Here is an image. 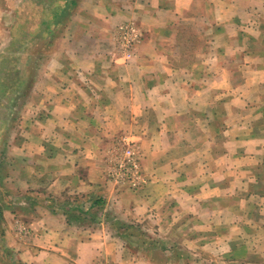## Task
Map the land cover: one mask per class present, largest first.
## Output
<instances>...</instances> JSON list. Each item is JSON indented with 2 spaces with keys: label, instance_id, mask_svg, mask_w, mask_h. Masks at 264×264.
Here are the masks:
<instances>
[{
  "label": "crops",
  "instance_id": "obj_1",
  "mask_svg": "<svg viewBox=\"0 0 264 264\" xmlns=\"http://www.w3.org/2000/svg\"><path fill=\"white\" fill-rule=\"evenodd\" d=\"M37 1H28L24 15L26 24L33 23L25 33L33 41L22 46L32 57L34 72L19 71L17 79L34 83L33 88H24L30 94L46 96L40 98V106H46L41 108L48 116L37 125L43 124L47 135L6 140V81L12 79L15 45L0 42V264H13L10 254L21 264H91L103 251L93 240L75 236L72 230L66 233L69 227L52 206L6 186L11 155L31 154L42 160L43 145H57L55 134L63 127L73 136L75 119L85 123L89 112L104 123L107 114L114 113L121 129L128 127V119L137 129L145 126V135L138 138L152 161L171 160V152L182 143L187 153L181 162H198L192 179L210 177V184L197 183L195 191L202 194L192 204L185 207L180 201L176 207L199 215L196 241L206 242L196 243V248L214 258L209 264H235L230 256L240 242L262 254L264 261L260 246L264 232L246 233L242 225L257 228L259 223L243 208L254 202L260 205L261 199L245 200L242 179H234L244 173L250 177V168L264 157V130L261 138L247 139L244 133L242 138L231 137L237 129L247 134L249 128L264 127V0ZM10 24L6 21L9 37L18 36ZM63 80L81 81L86 88L76 92L70 84L59 87ZM77 94L89 99L81 110L75 103ZM59 96H70L66 106L57 103ZM95 96L115 98L102 104L89 98ZM77 111L86 113L83 119ZM187 128L198 130L194 143L186 134L182 141L175 139ZM213 129H220L222 139L214 131L207 134ZM223 145L226 151L219 152ZM158 166L152 167V175L159 174ZM179 181L184 187L179 188L180 195L189 197L186 179ZM236 193L242 198L237 205L240 213L234 205H225ZM203 224L212 230L220 225L221 234L211 230L208 241ZM65 239L70 240L68 248L62 244Z\"/></svg>",
  "mask_w": 264,
  "mask_h": 264
},
{
  "label": "rangeland",
  "instance_id": "obj_2",
  "mask_svg": "<svg viewBox=\"0 0 264 264\" xmlns=\"http://www.w3.org/2000/svg\"><path fill=\"white\" fill-rule=\"evenodd\" d=\"M28 1L32 4L36 0H0V42L4 40L6 44L11 41L9 44L15 45L12 48L14 55L10 68L12 79L6 81V140L9 141H16L24 136L49 133L46 127H42L43 124H40L41 127L37 125L43 123L42 121L45 122L44 119L48 116V113L41 108L46 106H40L42 102L40 98L45 100L46 96L38 97L30 94L24 88L29 90L33 88L34 83L31 80L17 79L20 76L19 71L34 72V66L30 65L32 57L28 52L25 53L22 47L25 42L31 44L33 41V38L27 39L25 35L29 26L33 25L31 22L29 24L24 22V15L30 7ZM6 21L11 23L10 26L15 28L18 36L9 37ZM58 84L59 87H67L70 84V88L75 89L76 92L86 88L81 81L75 80L68 83L65 80L58 81ZM69 98L70 96H59L57 103L66 106L65 101ZM74 98L79 110L82 109V104L89 102L88 96L77 94ZM89 98L94 101L100 100L105 104L113 103L115 97ZM77 112L76 114L81 115L79 119H83V114L86 113ZM87 114L85 120L90 125L76 118L73 136L70 135V128L68 130L65 127L61 130L57 128V132H60L59 135L57 133L55 135L59 143L52 146L43 145L42 160L30 156L31 154L11 155V161H8L9 172L6 176L7 188L12 191H24L28 195L33 194L32 198L42 200L43 204L52 206L61 213L64 223L69 227V230L65 229L66 233L72 230L75 236L93 240L100 248L102 247L103 251L99 252L91 264H192L197 261L214 263V258L211 259L202 248L200 250L196 248V243L200 246L201 243L206 242L196 241L200 228L195 227V223L199 215L195 214L194 210L176 208L180 205V201L183 206L188 207L196 195L202 194L195 191L200 187L197 183L210 184L208 175L205 176L206 180L192 179L193 169L198 162L192 160L187 163L181 162L180 158L187 153L184 145L182 143L176 145L169 157L171 160L164 161L166 165L163 166L164 162L152 161L146 157V152L138 138L140 133L145 135L147 130L145 126L137 129L136 123L128 119L129 123L125 125L128 127L123 126L121 129L120 126H116L114 113L107 114L110 117L106 123L102 121L97 123L92 112ZM88 117L93 120L89 121ZM132 124L135 125L133 131ZM139 124L143 125V122L140 121ZM154 130L158 131V129ZM261 130H264V127L249 128L246 134L237 129L231 137L242 138L245 137L244 133L247 139L261 138ZM197 131L194 128L184 129L175 139L182 141L183 135L186 134L194 143ZM213 131L222 139L220 129H213L207 134L211 135ZM67 132L69 134H66ZM171 132L174 133V130ZM175 133H177L176 129ZM47 138L45 136V139ZM67 143L70 145H66ZM223 147L224 145L219 146V152L226 151L221 149ZM56 154H60V158L56 159V156L59 157ZM50 155L53 159L48 158ZM154 166L160 167L159 174H151ZM250 170L252 172L250 177L243 176L247 175L244 173L241 176L235 175L234 179L239 182L242 179L245 187H242L244 189L242 193L245 200L252 197L261 199L262 204L258 205L252 200L250 202L254 203L250 208H243L248 210L249 218L260 225L256 224V229L253 226H246L245 223L242 225L246 228V233L248 231L262 233L264 232V208H262L264 157ZM225 178L230 180L229 176ZM183 179L187 181L188 187L186 186L184 190L189 197L179 193V188H184L179 186V180ZM237 195L238 193L225 205H234L235 210L240 213L237 205L242 198ZM161 217H164L163 221ZM219 227L220 225H214L213 230L206 229L203 224L202 234L204 237L209 235V241L212 239L211 230L213 234H221ZM25 231L26 228L22 229V233ZM262 235L264 236V233ZM256 239H259L258 236ZM69 243L70 240L65 239L62 244L64 247L67 245L68 248ZM97 250H99L98 246ZM230 257L235 264L264 263L262 254L256 250L251 251L243 242L235 246ZM5 259L7 260L6 257ZM8 259L13 261L11 254ZM222 259L226 260L224 256Z\"/></svg>",
  "mask_w": 264,
  "mask_h": 264
},
{
  "label": "trees",
  "instance_id": "obj_3",
  "mask_svg": "<svg viewBox=\"0 0 264 264\" xmlns=\"http://www.w3.org/2000/svg\"><path fill=\"white\" fill-rule=\"evenodd\" d=\"M27 209V208H26ZM13 262V264H21L20 262H18V261H12Z\"/></svg>",
  "mask_w": 264,
  "mask_h": 264
}]
</instances>
